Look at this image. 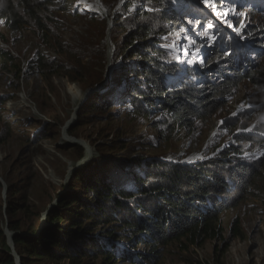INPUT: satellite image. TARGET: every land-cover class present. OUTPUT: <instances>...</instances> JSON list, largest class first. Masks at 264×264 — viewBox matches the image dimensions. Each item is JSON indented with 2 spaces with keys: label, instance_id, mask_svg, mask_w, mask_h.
<instances>
[{
  "label": "rangeland",
  "instance_id": "obj_1",
  "mask_svg": "<svg viewBox=\"0 0 264 264\" xmlns=\"http://www.w3.org/2000/svg\"><path fill=\"white\" fill-rule=\"evenodd\" d=\"M129 2L42 1L38 9L46 29L25 15L23 19L30 22L16 30L0 21V50L15 57L5 61L8 67L0 65V235L6 236L8 231L14 236L9 230V224L14 223L20 227V237L37 240L42 250L41 233L58 226L66 228V222L74 217L70 200H77L73 205L76 209L83 208L92 200L95 180L132 189L135 175L143 174L149 164H209L228 152L231 165L240 161L255 166L264 157V145L244 141L253 136L255 125L264 115V89L248 81L218 100V110L211 119L199 122L193 132L179 129L172 139L160 136L154 127V122L161 119L160 113L143 116L128 103L126 92L135 80L130 79L129 66L134 59L127 61L126 55H119L117 50L128 31L125 20L130 12L141 9L157 12L137 3L124 13ZM258 2L264 6V0ZM104 4L113 8L112 16L124 13L114 33L115 22ZM221 6L219 11L229 14L211 16L221 27L223 39L244 48L256 38L253 45L264 48V21L258 18L263 15L262 9L256 11L244 3L236 5V0H223ZM208 8L206 5L204 9L210 15ZM198 26L196 23L187 36L190 43H186L185 33L177 31L175 35L185 42L184 46L166 47L174 51L182 68L186 67L185 47L192 49V41L202 35ZM40 58L45 63L46 76L35 66ZM60 113L75 114L78 122L63 136L61 130L68 117ZM78 175L87 178L89 185L82 186ZM263 196L260 190L243 195L237 207L218 213L217 236H203L194 245L185 240L172 242L164 249L160 264H264ZM90 228L92 236L102 237V224ZM35 229V235L29 234ZM63 241L75 243L65 237ZM8 246L15 264L23 260L24 264H71L69 260L46 256L29 260L27 255L20 257L9 241ZM116 246L127 248L125 240ZM143 250V246L138 249ZM0 264H5L2 253ZM85 264L102 261L86 259Z\"/></svg>",
  "mask_w": 264,
  "mask_h": 264
},
{
  "label": "trees",
  "instance_id": "obj_2",
  "mask_svg": "<svg viewBox=\"0 0 264 264\" xmlns=\"http://www.w3.org/2000/svg\"><path fill=\"white\" fill-rule=\"evenodd\" d=\"M42 1L46 0H0V21H5L14 30L30 20L46 29L39 16L38 8L43 6ZM255 1L236 0V5L244 3V6H250ZM198 2L131 0L124 8L125 13L135 4L141 3L157 10L130 12L125 20L127 34L117 50H120L119 55H126L127 61L134 59L129 66L132 71L130 79L135 80L126 92L128 103L143 116L160 113L161 119L154 122V127L160 136L169 135L168 139H172L179 129L193 132L199 122L211 119L218 110V100L228 97L242 83L248 81L254 87L264 89V48L253 45L257 41L255 38L250 41L254 48L248 49L245 55L232 47L229 41L219 40L220 29L214 26L208 28L213 23L202 9L206 4L202 0ZM104 6L111 17L113 8L106 4ZM221 8L218 1L216 11ZM123 14L111 17L115 22L113 33L120 25ZM23 15L29 16L30 20H24ZM258 18L264 21V15L259 14ZM196 23H199L202 35L192 45L199 47L205 44L209 47L205 66L201 69V73L206 72L205 77L201 74V80L197 83L189 81V77L186 80L182 78L174 51L166 48L173 44L184 46L185 42L179 41L175 35L177 31L185 33L186 43H190L187 36ZM255 55L257 59L252 58ZM14 59L11 53L0 50L1 66L8 67L5 61ZM35 66L44 76L47 75L42 58ZM123 86L126 87L127 83ZM254 128V135L244 141L264 145V115ZM80 151L82 156V149ZM224 156L216 161L211 160L209 164L188 167L149 164L150 168L143 174L135 175L132 189H119L107 181L99 184L95 180L92 200L86 202L83 208L76 209L73 205L77 200H70V212H73L74 217L66 222V228L58 226L56 230L46 229L41 233L42 250L37 240L20 237L17 234L20 227L9 224V230L15 233V252L20 257L27 255L29 260L46 256L52 260H69L71 264H85L86 259H101L102 264H116L119 261L160 264L164 249L172 242L185 240L194 245L199 244L203 236L205 239L217 236L220 211L224 213L237 207L239 199L251 191L260 190L264 195V157L257 165L250 166L234 160L231 165V160L227 159L228 152ZM77 180L82 186L89 185L87 178L82 175H78ZM101 224L102 237L92 236L90 227ZM28 232L35 235L37 229ZM63 237L75 243H67ZM123 240L126 249L116 246ZM79 243L82 245L77 246ZM140 246L144 247L143 252L138 251ZM57 251L63 255L59 257ZM0 253L5 258V264H15L3 233L0 235Z\"/></svg>",
  "mask_w": 264,
  "mask_h": 264
},
{
  "label": "clouds",
  "instance_id": "obj_3",
  "mask_svg": "<svg viewBox=\"0 0 264 264\" xmlns=\"http://www.w3.org/2000/svg\"><path fill=\"white\" fill-rule=\"evenodd\" d=\"M195 3H199L198 0H196ZM250 7L252 9L256 10V11L258 9H262L264 11V6L261 3H259L258 0H256L255 3L250 5ZM204 8L206 9V5L202 6V9L206 12V10ZM211 9H212V11H210ZM210 12H211L210 15H208L207 12H206L208 18L212 20L214 28L220 29V32H222L221 27L216 23V21L211 16V15H214L213 14V12H214L213 8L209 7L208 8V13H210ZM263 15H264V12H263ZM215 17L217 18L218 16L215 15ZM193 29H195V28H193ZM193 29H192V31H193ZM229 30H230V28H229ZM192 31H190V34L192 33ZM197 37L198 36H196V39H197ZM227 38H228V36H227ZM222 39H223V37H221V33H219V40H222ZM229 44L232 47H234L237 51L239 50L240 52H244L245 55L248 54V49L252 50L254 48L252 46V42H250V41L246 43V47H244V48H241L240 46L235 47L232 44L231 40L229 41ZM186 47H185V50H187V54L185 55V57L183 56V60L186 62V67L182 68V65L180 63L181 61H179L180 59L177 61L178 65L181 68L180 75L182 76V78L184 80H186L185 78L189 77V81L197 83V82H199L201 80V77H200L201 74H203L204 77H205V73L206 72L201 73V69H203L204 66H205V57L209 53V47L207 45H205V44H201V46H199V47L194 46L192 49L189 48V47H187V48ZM196 58H198V59H196ZM194 61H195V63H193V64H187V63H191V62H194ZM190 71H192V74H190ZM75 111H77V110H75ZM68 115H69L70 119L67 120V121L73 123V125H70L71 128H67L66 126L62 127V130H61L62 131L61 133H63L62 136L64 134H66L67 132H70L77 125V117H76V115L75 114H72V115L68 114ZM7 234H9L8 231L6 232V237H7ZM7 241H9L8 237H7Z\"/></svg>",
  "mask_w": 264,
  "mask_h": 264
},
{
  "label": "snow or ice",
  "instance_id": "obj_4",
  "mask_svg": "<svg viewBox=\"0 0 264 264\" xmlns=\"http://www.w3.org/2000/svg\"><path fill=\"white\" fill-rule=\"evenodd\" d=\"M205 4L213 9L217 8V0H204ZM223 2V0H221V3ZM217 16H227L229 13L228 12H220L217 11L216 12ZM213 27V25L209 24L208 28L211 29ZM172 47H175V45L173 44ZM186 54H187V50H185ZM202 62V61H201Z\"/></svg>",
  "mask_w": 264,
  "mask_h": 264
},
{
  "label": "water",
  "instance_id": "obj_5",
  "mask_svg": "<svg viewBox=\"0 0 264 264\" xmlns=\"http://www.w3.org/2000/svg\"><path fill=\"white\" fill-rule=\"evenodd\" d=\"M100 8L102 9L103 7L102 6H100ZM113 27V21H110L109 22V29L111 30V28ZM111 54H112V52H111ZM113 55V54H112ZM111 55V56H112ZM7 237H8V239H9V243L11 242L12 244H13V235L12 234H7Z\"/></svg>",
  "mask_w": 264,
  "mask_h": 264
},
{
  "label": "bare ground",
  "instance_id": "obj_6",
  "mask_svg": "<svg viewBox=\"0 0 264 264\" xmlns=\"http://www.w3.org/2000/svg\"><path fill=\"white\" fill-rule=\"evenodd\" d=\"M102 13H103V9H102ZM59 115H61L62 117H63V116H65V114H63V113H60ZM65 117H68V118H67V120H69V119H70V118H69V116H65ZM67 120H65V121H66V123L64 124V126H63V127H65V126H66L67 128H71V127H70V125H73V123H71V122H68ZM65 130H66V129H65ZM63 141H64V140H63V138H61V142H63ZM61 142H60V143H61Z\"/></svg>",
  "mask_w": 264,
  "mask_h": 264
}]
</instances>
